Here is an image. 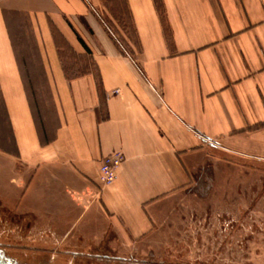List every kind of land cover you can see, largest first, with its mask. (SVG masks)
I'll list each match as a JSON object with an SVG mask.
<instances>
[{
	"label": "crops",
	"instance_id": "obj_1",
	"mask_svg": "<svg viewBox=\"0 0 264 264\" xmlns=\"http://www.w3.org/2000/svg\"><path fill=\"white\" fill-rule=\"evenodd\" d=\"M216 155L264 164V0H0V235L40 255L8 258L147 264Z\"/></svg>",
	"mask_w": 264,
	"mask_h": 264
},
{
	"label": "rangeland",
	"instance_id": "obj_2",
	"mask_svg": "<svg viewBox=\"0 0 264 264\" xmlns=\"http://www.w3.org/2000/svg\"><path fill=\"white\" fill-rule=\"evenodd\" d=\"M216 159L220 172L214 202L194 198L182 205L164 224L161 237L151 239V257L136 258H148L147 264H264V164L247 159L242 165L220 155ZM13 243V235L7 240L0 235V251L6 256H18L22 263L40 256L18 255Z\"/></svg>",
	"mask_w": 264,
	"mask_h": 264
},
{
	"label": "built area",
	"instance_id": "obj_3",
	"mask_svg": "<svg viewBox=\"0 0 264 264\" xmlns=\"http://www.w3.org/2000/svg\"><path fill=\"white\" fill-rule=\"evenodd\" d=\"M123 160L124 157L122 153L117 151L110 153L102 160L99 167L98 177L101 189L110 186L114 182L116 172Z\"/></svg>",
	"mask_w": 264,
	"mask_h": 264
},
{
	"label": "water",
	"instance_id": "obj_4",
	"mask_svg": "<svg viewBox=\"0 0 264 264\" xmlns=\"http://www.w3.org/2000/svg\"><path fill=\"white\" fill-rule=\"evenodd\" d=\"M0 264H17V263L12 259L8 258L7 256H5L4 253L0 251Z\"/></svg>",
	"mask_w": 264,
	"mask_h": 264
},
{
	"label": "flooded vegetation",
	"instance_id": "obj_5",
	"mask_svg": "<svg viewBox=\"0 0 264 264\" xmlns=\"http://www.w3.org/2000/svg\"><path fill=\"white\" fill-rule=\"evenodd\" d=\"M245 240H246V239H244V241H245ZM224 249H225V248H224ZM224 249H223V250H224ZM227 252H231V251L228 249Z\"/></svg>",
	"mask_w": 264,
	"mask_h": 264
}]
</instances>
